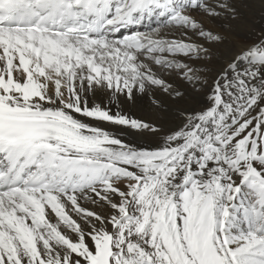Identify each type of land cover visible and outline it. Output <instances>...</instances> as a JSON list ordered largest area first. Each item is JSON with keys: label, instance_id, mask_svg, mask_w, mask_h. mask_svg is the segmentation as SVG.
<instances>
[{"label": "snow or ice", "instance_id": "6c2138e0", "mask_svg": "<svg viewBox=\"0 0 264 264\" xmlns=\"http://www.w3.org/2000/svg\"><path fill=\"white\" fill-rule=\"evenodd\" d=\"M236 11L0 0V264H264V36L210 83L195 67L226 39L204 18ZM173 75L208 89L174 127L124 110L182 99Z\"/></svg>", "mask_w": 264, "mask_h": 264}, {"label": "bare ground", "instance_id": "6f19581e", "mask_svg": "<svg viewBox=\"0 0 264 264\" xmlns=\"http://www.w3.org/2000/svg\"><path fill=\"white\" fill-rule=\"evenodd\" d=\"M232 3L237 10L235 19L213 23L204 18L206 26L221 32L226 37L223 43L212 46L210 59H205L195 64L199 72L206 74L209 83L221 66L226 64L230 55L238 52L243 46L251 44L259 37L264 36V2L262 0H232ZM221 23L225 25L224 28H221ZM169 79L174 87L184 92L182 99L173 100L158 93V95H161L163 102V107L159 111L152 107L147 97L140 98L135 104L124 105V110L137 118L155 123L162 130H167L174 127L177 123L176 112L178 109H198L206 102L207 87H193L176 75L169 77ZM95 102H99V99L97 98ZM78 118L84 119L82 117ZM103 126L115 131L117 135L123 136L127 141H133L144 146H155L159 139V137L153 136L151 133L138 134L113 125L104 124Z\"/></svg>", "mask_w": 264, "mask_h": 264}]
</instances>
